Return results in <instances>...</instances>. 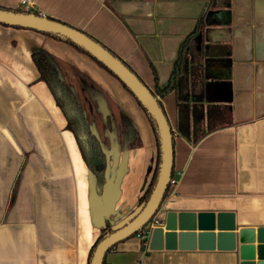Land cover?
Returning a JSON list of instances; mask_svg holds the SVG:
<instances>
[{
	"label": "crops",
	"instance_id": "crops-1",
	"mask_svg": "<svg viewBox=\"0 0 264 264\" xmlns=\"http://www.w3.org/2000/svg\"><path fill=\"white\" fill-rule=\"evenodd\" d=\"M19 1L0 7L22 9ZM30 1L29 12L86 34L124 62L159 99L173 132L176 185L145 227L147 240L117 243L104 264H239L237 249L150 250L149 241L170 212L231 213L236 231L264 229V0ZM200 19L181 65L190 124L205 133L192 144L177 132L174 91L159 98L155 77L159 90L168 85L179 46ZM40 50L63 69L107 82L137 134V146L109 154L100 201L62 112L38 80L31 55ZM108 76L62 41L0 25V264H88L104 223L120 225L138 207L155 169V140Z\"/></svg>",
	"mask_w": 264,
	"mask_h": 264
},
{
	"label": "water",
	"instance_id": "water-1",
	"mask_svg": "<svg viewBox=\"0 0 264 264\" xmlns=\"http://www.w3.org/2000/svg\"><path fill=\"white\" fill-rule=\"evenodd\" d=\"M0 24L56 36L82 48L130 91L155 124L160 159L156 183L148 200L142 206H138L123 223L112 227L114 232L96 246L90 264H103L105 255L117 243L132 237L154 220L165 197L173 170V134L167 118L158 104V98L136 74L86 34L59 21L29 11L22 13L0 9ZM101 109L106 115L105 106ZM90 176L93 197L100 201L103 198L105 185L101 194L97 195L93 177L91 174ZM255 240L257 245H254ZM196 247L228 251L237 249L239 264H264V229L255 231L244 228L236 231L231 213L181 211L168 213L163 226L151 231L150 250H193Z\"/></svg>",
	"mask_w": 264,
	"mask_h": 264
},
{
	"label": "trees",
	"instance_id": "trees-1",
	"mask_svg": "<svg viewBox=\"0 0 264 264\" xmlns=\"http://www.w3.org/2000/svg\"><path fill=\"white\" fill-rule=\"evenodd\" d=\"M2 10H11L0 7ZM12 11L15 12H27L24 9H14ZM38 15V14H36ZM48 18V17H47ZM51 19V18H49ZM53 20V19H52ZM1 25V24H0ZM203 25L202 19H200L193 30V32L188 35L185 40L179 46V52L176 62L173 66V72L170 76L168 81V85L159 90L157 87V79L155 77V87L156 92L159 98H162L166 94L174 91L176 95L177 101V132L187 139L192 144L197 143L203 136H205L204 132H199V128L195 127L192 123L190 124V118L188 113L187 104H185V98L187 95V82L185 76L181 74V65L185 61L187 50L189 43L196 39L199 36ZM6 26V25H2ZM9 27V26H6ZM16 28V27H13ZM21 29V28H17ZM45 36L51 37L55 40L62 41L71 47H73L76 51L86 55L92 61H94L98 66L103 68L108 74L113 76L117 79L109 70H107L101 63L96 61L93 57H91L87 52H85L82 48L76 46L72 42L68 40H62L56 36H52L49 34H44ZM92 39V38H91ZM94 40V39H93ZM95 41V40H94ZM97 42V41H96ZM99 43V42H98ZM100 44V43H99ZM101 45V44H100ZM103 46V45H101ZM104 47V46H103ZM107 49L106 47H104ZM110 53H112L109 49H107ZM113 54V53H112ZM117 57L115 54H113ZM118 58V57H117ZM32 62L39 73L38 80L45 83L48 87L51 95L53 96L57 107L63 113L65 120H66V129L70 131L76 141V144L79 148V152L81 157L89 171V173L93 177V185L97 195L101 194V191L105 185V180L103 178V173L105 170V155L104 149L102 150L101 146L99 145V141L97 138V128L96 123L98 119H101V113L99 112L102 106H105L107 113L106 116L103 117L102 124L104 128H106L107 132L109 133H116L121 125H127L131 130L133 127L129 122L126 115L123 111L116 110L118 116L114 118L113 109L114 106L113 102L108 98L107 94L103 92L100 87L92 82L86 75L78 71L77 69L70 66L71 72L78 78L80 92H76L71 85L68 84L66 81L61 68H60V61L56 59L53 55L47 53L46 51L40 50L31 55ZM119 59V58H118ZM121 61V60H120ZM122 62V61H121ZM125 66H127L124 62H122ZM128 67V66H127ZM129 68V67H128ZM130 69V68H129ZM131 70V69H130ZM132 71V70H131ZM133 72V71H132ZM134 73V72H133ZM118 80V79H117ZM119 82V81H118ZM120 83V82H119ZM122 88L134 99L138 107L141 109L147 122L149 123L154 140L156 145V161H155V169L152 174V178L147 189L141 195L138 201V206H142L149 198L151 191L156 183L157 172H158V165H159V144H158V137L156 132V127L152 119L148 116L145 110L141 107L139 102L134 98V96L130 93V91L120 83ZM152 93V92H151ZM153 94V93H152ZM154 95V94H153ZM155 96V95H154ZM156 97V96H155ZM160 108L163 111L162 105L157 100ZM107 104V105H106ZM100 108V110H99ZM102 111V110H101ZM164 113V111H163ZM165 114V113H164ZM97 133H96V131ZM213 130V129H210ZM173 134V132H172ZM86 136V141L82 140V136ZM137 138V134L135 133ZM138 140V139H137ZM138 145V141L136 146ZM140 145V144H139ZM170 187H168L167 192ZM166 192V193H167ZM166 195V194H165ZM142 230V229H141ZM140 230V231H141ZM114 230L110 226L108 222H105L104 228L100 231V235L96 239L95 243L91 247L88 255V264H90L92 254L96 248V246L101 242L107 235L113 233ZM137 233H135L132 237H135ZM144 243V242H143ZM104 264V262H103Z\"/></svg>",
	"mask_w": 264,
	"mask_h": 264
},
{
	"label": "flooded vegetation",
	"instance_id": "flooded-vegetation-1",
	"mask_svg": "<svg viewBox=\"0 0 264 264\" xmlns=\"http://www.w3.org/2000/svg\"><path fill=\"white\" fill-rule=\"evenodd\" d=\"M63 65L60 63V68L62 70ZM68 67V70H70V66H66ZM72 73V72H71ZM73 74V73H72ZM85 75V74H84ZM88 77V76H86ZM89 78V77H88ZM90 79V78H89ZM92 82H94L92 79H90ZM95 83V82H94ZM96 84V83H95ZM76 92H80V87H79V82H78V90H76L74 87H72ZM102 90V89H101ZM103 91V90H102ZM104 92V91H103ZM108 98L113 102L114 104V100L109 96V94L107 95ZM107 105V104H106ZM114 106H116L114 104ZM60 110V109H59ZM100 110V108H99ZM102 110V109H101ZM99 111L101 113V119L97 120V138H98V143L101 146L102 150L104 149V152H106L105 155V170L103 173V178L106 182V167L108 164V159L110 157V153L114 152V153H120L122 151L125 150H129L131 148H134L137 144V138L135 136V129L133 128V130H131L127 125H121L120 128L118 129V131L116 133H109L107 132L106 128H104L102 121L103 117L106 116L108 113H106V115H104L103 110ZM61 111V110H60ZM114 111V109H113ZM113 113V112H112ZM124 113V112H123ZM63 114V113H62ZM64 116V115H63ZM127 117V116H126ZM65 118V117H64ZM115 118V117H114ZM129 120V119H128ZM130 122V121H129ZM131 123V122H130ZM132 125V124H131ZM133 127V126H132ZM82 140L86 141V136L83 135L82 136ZM79 149V148H78ZM83 160V159H82ZM84 162V161H83ZM85 164V163H84ZM86 166V165H85ZM87 168V167H86Z\"/></svg>",
	"mask_w": 264,
	"mask_h": 264
},
{
	"label": "rangeland",
	"instance_id": "rangeland-1",
	"mask_svg": "<svg viewBox=\"0 0 264 264\" xmlns=\"http://www.w3.org/2000/svg\"><path fill=\"white\" fill-rule=\"evenodd\" d=\"M90 59V58H89ZM98 67H100V66H98ZM64 67H62V73H63V75H64V77H65V79H66V81L68 82V84L69 85H71L72 87H74L76 90H78V78L74 75V74H72L71 73V71H69L68 70V67H66V69H63ZM100 69H102L103 71H104V73H106L107 75H109L108 77H111L113 80L115 79L113 76H111L110 74H108L103 68H101L100 67ZM115 81L117 82V83H119L118 82V80L117 79H115ZM95 82V81H94ZM99 87H100V89H102L105 93L106 92H108L107 91V89L108 90H112V89H110V85L107 83V82H103L102 84L101 83H97V82H95ZM120 84V83H119ZM122 88V87H121ZM123 89V88H122ZM125 91V90H124ZM125 93H127L126 91H125ZM107 94V93H106ZM128 94V93H127ZM108 95V94H107ZM129 95V94H128ZM111 97V96H110ZM129 97H130V99L132 100V103H134V106L136 107V109L138 110V112L142 115V117L144 118V120L145 121H147V119L145 118V115L143 114V112L141 111V109L138 107V105L136 104V102L134 101V99L129 95ZM112 98V97H111ZM113 99V98H112ZM114 104L116 105V107H115V109H114V111H113V115H114V117H117L118 116V114H117V111L116 110H121V111H123V109L121 108V107H119V105L115 102V99H114ZM125 110V109H124ZM124 112V111H123ZM125 114V113H124ZM148 123V122H147ZM149 124V123H148Z\"/></svg>",
	"mask_w": 264,
	"mask_h": 264
},
{
	"label": "built area",
	"instance_id": "built-area-1",
	"mask_svg": "<svg viewBox=\"0 0 264 264\" xmlns=\"http://www.w3.org/2000/svg\"><path fill=\"white\" fill-rule=\"evenodd\" d=\"M19 4L21 8L26 11H28V9L32 7L30 0H20ZM175 185H176V179L171 177L168 183V187H174ZM148 234H149V230L143 228L141 231H139L136 237L140 239V241L145 242L147 240Z\"/></svg>",
	"mask_w": 264,
	"mask_h": 264
}]
</instances>
